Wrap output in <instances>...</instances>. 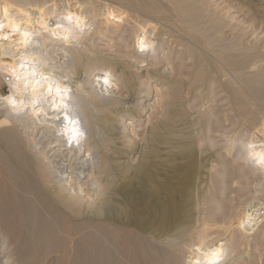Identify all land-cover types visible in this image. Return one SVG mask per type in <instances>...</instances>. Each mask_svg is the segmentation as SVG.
<instances>
[{"label": "bare ground", "instance_id": "6f19581e", "mask_svg": "<svg viewBox=\"0 0 264 264\" xmlns=\"http://www.w3.org/2000/svg\"><path fill=\"white\" fill-rule=\"evenodd\" d=\"M115 1L125 13L0 0V148L48 212L31 210L29 252L56 240L59 264H264V29L249 45L225 34L248 15L221 0ZM90 214L98 231L77 224Z\"/></svg>", "mask_w": 264, "mask_h": 264}, {"label": "rangeland", "instance_id": "374dc122", "mask_svg": "<svg viewBox=\"0 0 264 264\" xmlns=\"http://www.w3.org/2000/svg\"><path fill=\"white\" fill-rule=\"evenodd\" d=\"M69 3L71 2L72 4H70L71 6H74L75 8L74 9H76V11H78L79 10V6L80 7H83V6H85L86 4H91L92 3V5L95 3V5L94 6H96L97 4H98V8L99 9H101L102 7H103V9H108V10H112L113 12H115L116 13V11L118 12V13H116V14H122V13H125V11H126V9L122 6V5H120L117 1H115V0H94V1H92L91 0V2H90V0H82L83 2H81V0H67ZM73 1V2H72ZM77 3H76V2ZM85 1H87L86 2V4H85ZM223 3V5L225 6H223V5H221L222 7H224V9L225 10H228L229 8H236V9H240V10H242L245 14H246V16H247V18H245L244 20H242V21H240V22H238V23H235V27L233 26V23H232V21L230 20V19H228L229 21L228 22H231V23H229V24H232V25H229L228 27H229V29H228V27L227 28H225L224 29V33L225 34H231V35H233V34H237V35H241V40H242V42L243 43H245L246 45H249V43H250V39L252 38V35L255 33V30L257 31V29L258 30H260L261 29V31H263V27H264V0H221ZM230 1V2H229ZM81 5H80V4ZM83 5V6H82ZM227 5V6H226ZM87 6V5H86ZM77 7H78V10H77ZM228 7V8H227ZM102 9V10H103ZM121 10V11H120ZM166 16H168V15H166ZM249 17V18H248ZM172 20L173 21V25H172V21H170V20ZM169 20V21H168ZM251 20H252V22H251ZM165 21H167V22H165ZM244 21V22H243ZM162 22V21H161ZM168 22H170V23H168ZM251 22V23H250ZM156 22H152V24H155ZM158 23V22H157ZM156 23V24H157ZM164 23H166V26H165V24ZM168 23V24H167ZM247 23V24H246ZM252 24V27L250 26ZM261 24V25H260ZM159 25V24H158ZM158 25H157V27H158ZM173 26V27H170V26ZM167 26H169V27H167ZM234 27L235 29L233 30V28L232 27ZM242 26H243V28H245L244 30H243V28H242ZM246 26H248V28H246ZM262 26V27H261ZM160 27H161V29H162V34H163V39H164V41L166 42V44H167V47H169L168 49V51H167V54L169 55H175L176 53H178V52H181V50H182V48H181V46L182 45H180V42H179V40L177 39V38H180V36H181V32H180V30H179V26L177 27L176 26V24H175V21L172 19V18H170V16H168V19H166V20H164L163 21V24L161 25V23H160ZM254 27V28H253ZM163 28H165L164 30H163ZM167 28V29H166ZM169 28V29H168ZM174 28V29H173ZM253 28V29H252ZM260 28V29H259ZM242 29V30H241ZM247 29H248V31H247ZM252 30H253V32H252ZM177 31V32H176ZM229 31H231V32H229ZM229 32V33H228ZM248 32V33H247ZM253 33V34H252ZM165 34V35H164ZM174 34H176V35H174ZM173 35V36H172ZM179 36V37H178ZM175 37H177V38H175ZM251 37V38H250ZM166 39H167V41L169 42H167L166 41ZM176 40V41H175ZM178 40V41H177ZM175 41V42H174ZM177 42V43H176ZM179 44V45H178ZM180 48H179V47ZM178 50V51H177ZM50 56H52L51 58V60H52V62H50L49 61V63L51 64V65H53V67H54V69L53 70H56L57 68V62L59 63H61L62 62V60H60V55H58L57 53L56 54H50ZM54 56V57H53ZM58 56V58H55V57H57ZM172 60V59H171ZM56 63V64H55ZM59 63V64H60ZM54 64H55V66H54ZM56 68V69H55ZM75 74V75H74ZM74 74H73V76L72 75H70L72 78H71V81L72 82H74V81H76V78H77V75H78V73H76V71L74 72ZM2 76H4V77H2ZM6 75H4V74H2V72L0 73V96L1 97H7V96H9V94H10V86H8L9 84H8V82H7V77H5ZM6 82H5V81ZM8 84V85H7ZM72 86H74V84L72 83ZM128 106V105H127ZM126 106V107H127ZM119 110L117 109V112H118ZM96 117V116H95ZM101 123L99 124V122L97 123V125H96V127H97V129H98V131L101 133V134H103V135H105L106 134V132H105V129L103 128V126L101 125ZM0 131L2 130V129H4V127H2V125H0ZM101 129H103V130H101ZM2 148H0V168L2 167V169L0 170V264H6V260H7V258H8V263L7 264H12V262H13V264H18V263H20V264H25L26 263V261L28 260V259H26L24 262L25 263H23L22 261H21V259L23 258V257H25V258H30L33 254L31 253V251L29 252V249L31 250L32 249V245H34L35 243H34V241H35V238H36V234L34 233V232H37V231H39V226H40V222L38 221V219H34L35 217H33V212L36 210V211H38V212H42L41 214H43V215H47L48 214V212H46L45 211V209H44V207L42 206L43 204H42V200L39 198H35V197H33L31 194H29V191L27 190V189H24V187H25V185H21V184H23L24 182L22 181V178L19 176V173H18V171L17 170H15L14 168V166L13 165H11L12 163H11V158L9 157L8 158V156L7 155H5L6 154V152H4V150H1ZM5 153V154H4ZM11 160V161H10ZM11 163V164H10ZM25 164V163H24ZM114 166V169L115 168H117L115 165V163L113 164ZM7 167V169H6V167ZM13 166V167H12ZM4 167V168H3ZM25 167H27L26 165H25ZM122 167V166H121ZM120 167V168H121ZM134 166H132L131 168H130V170H129V173L132 171V168H133ZM118 169V168H117ZM3 170H4V172H3ZM6 170V171H5ZM26 170L29 172V173H27L26 172ZM8 173V174H6L5 175V173ZM25 173L27 174V175H29L30 174V176L29 177H31L32 176V171L30 172V169L29 168H25ZM8 175V176H7ZM9 176H10V180H13V186H8L9 188L11 187L12 189H10L9 190V188L7 187V186H5L4 184H8L9 185V183H7V181L9 180ZM5 177H8V178H6L5 179ZM12 178V179H11ZM19 178H21V179H19ZM32 179H33V177H31ZM8 179V180H7ZM6 180V181H5ZM5 181V182H4ZM33 181H34V179H33ZM10 182V181H9ZM22 182V183H21ZM34 183V182H33ZM25 184V183H24ZM34 184H36V182L34 183ZM16 186V188H14L15 186ZM37 185V184H36ZM6 187L8 188V189H6ZM37 188L40 190V192H45L39 185H37ZM14 189V190H13ZM23 189H24V191H23ZM9 190V191H8ZM11 190H13V191H15V192H12ZM10 192V193H9ZM12 192V193H11ZM14 193H15V197H16V199H15V197H14ZM18 193V194H17ZM41 193V194H42ZM8 194H9V196H8ZM13 194V195H12ZM44 194V193H43ZM13 197H12V196ZM20 195V196H19ZM12 197V199H14V200H16L14 203L12 202V199H10L9 197ZM19 196V197H18ZM43 197V196H42ZM10 200H11V202H10ZM40 200V201H39ZM17 201H19V203L20 204H18V202ZM23 201V202H22ZM17 202V203H16ZM25 202V203H24ZM11 203H13V205L11 204ZM16 204L18 205V207L16 206ZM23 204V205H22ZM25 204V205H24ZM21 207H20V206ZM11 206H13V207H11ZM15 207V208H14ZM15 209L14 211L16 212H12V210L13 209ZM17 208V209H16ZM21 208V209H20ZM22 208H24V209H22ZM44 209V210H43ZM26 210V211H25ZM31 210L33 211L32 213H31ZM10 211V212H9ZM21 211V212H20ZM29 211V212H28ZM18 212V213H17ZM46 212V213H45ZM15 215H14V214ZM23 213H24V215H23ZM12 214V215H11ZM21 214V215H20ZM27 214V215H26ZM20 215V216H19ZM92 214H90V217L88 218V220L86 219H83L82 220V218L81 219H79V220H77L76 222H77V224H79V225H81L84 229H85V231H87V232H90L92 229H90L91 227L89 226V224L87 225V227L88 228H86V225L85 224H87L88 222L90 223V225L91 226H93V224L95 225V226H93L92 228L94 229V227H96V230H93V231H91V232H95V231H98L97 229H99L98 227H99V222L97 221H94V222H96V224L93 222V221H91V219L90 218H92V216H91ZM14 216H17L16 218L14 217ZM18 216H19V218L20 219H18ZM24 216V217H23ZM32 216V217H31ZM24 218H26L25 219V221L23 220ZM53 219V217H48V218H45L46 219V221H48V222H50L52 219ZM55 219L54 220H52L51 221V227L55 224V223H57V217H54ZM28 219H29V221H28ZM34 219V220H33ZM90 219V220H89ZM37 220V221H36ZM50 220V221H49ZM57 220V221H56ZM24 221V222H23ZM33 221V222H32ZM35 221V222H34ZM25 222H26V224H25ZM29 222V223H28ZM38 222V223H37ZM55 222V223H54ZM85 222V224H83ZM87 222V223H86ZM24 223V224H23ZM92 223V224H91ZM30 224H32V225H30ZM83 224V225H82ZM34 225V226H33ZM39 225V226H38ZM96 225H98V227L96 226ZM35 228H33V227ZM90 227V228H89ZM37 229V230H36ZM20 233V234H19ZM20 235V236H19ZM96 235H99L98 233L96 234ZM81 237L82 238H84V234L82 233L81 234ZM81 237H79V236H76L75 237V239H74V241H76V239L77 240H80V239H82ZM54 243H53V242ZM52 241H47V244H45L46 246H44V248H43V251L41 250V252L43 253H41L40 251H37L36 252V254L34 255V256H32V259H29L28 260V262L26 263V264H59V257H58V255H57V248H56V244L57 243H55V242H58V241H56V240H52ZM22 242H23V244H24V247L25 248H23V244H22ZM50 242H52L51 243V245H49L50 244ZM21 243V244H20ZM34 243V244H33ZM28 245V246H27ZM18 246V247H17ZM21 246V247H20ZM48 246V247H47ZM55 246V247H54ZM20 247V249L22 248L23 250H25L26 252L24 253L23 251H22V249H21V251H19V248ZM46 247V248H45ZM27 248H28V252L29 253H27ZM2 250H3V252H2ZM6 250V251H5ZM10 252V253H8V251ZM5 252H7V254L5 253ZM22 252V253H21ZM40 252V253H39ZM18 253V254H17ZM25 254L24 256L23 255H19V254ZM28 255H27V254ZM37 254L39 255V256H37ZM18 255H19V257L20 256H22V258L20 259V260H18L19 259V257H18ZM8 256V257H7ZM29 256V257H28ZM37 256V257H36ZM34 257H36L37 259H35ZM35 259V260H34ZM12 262H11V261ZM31 260V262H29ZM15 262H18V263H15ZM22 262V263H21ZM164 264H167V263H165L164 262Z\"/></svg>", "mask_w": 264, "mask_h": 264}]
</instances>
